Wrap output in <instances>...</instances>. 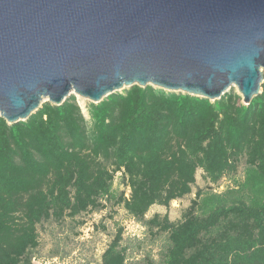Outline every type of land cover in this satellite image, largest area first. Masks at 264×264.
Listing matches in <instances>:
<instances>
[{"label":"trees","instance_id":"16d2710c","mask_svg":"<svg viewBox=\"0 0 264 264\" xmlns=\"http://www.w3.org/2000/svg\"><path fill=\"white\" fill-rule=\"evenodd\" d=\"M199 171L207 187L194 192ZM191 195L180 222L147 219ZM108 207L165 236L146 264H264V80L248 106L234 91L212 102L136 85L88 104V118L74 95L0 118V264H33L42 225ZM123 242L119 230L102 264H139Z\"/></svg>","mask_w":264,"mask_h":264},{"label":"water","instance_id":"95a60500","mask_svg":"<svg viewBox=\"0 0 264 264\" xmlns=\"http://www.w3.org/2000/svg\"><path fill=\"white\" fill-rule=\"evenodd\" d=\"M264 80V0H0V118L133 86L248 106Z\"/></svg>","mask_w":264,"mask_h":264},{"label":"rangeland","instance_id":"374dc122","mask_svg":"<svg viewBox=\"0 0 264 264\" xmlns=\"http://www.w3.org/2000/svg\"><path fill=\"white\" fill-rule=\"evenodd\" d=\"M230 91L241 97L236 87ZM76 98L88 118V104L91 102L77 96ZM241 102L243 103L242 97ZM243 167L240 168V175ZM206 187L203 172L199 171L194 192ZM114 190H124L120 179L116 181ZM193 199L194 195H191L173 202L169 209L155 206L147 214V219L155 214L168 215L172 223H178ZM131 220L124 209L108 207L103 212L85 214L77 222L67 221L63 225L45 223L40 228V247L33 264H102L101 257L119 230L123 231V247L128 249L129 263L146 264L147 260L158 263L166 242L165 236L149 233L142 224H133Z\"/></svg>","mask_w":264,"mask_h":264},{"label":"built area","instance_id":"2783aa9c","mask_svg":"<svg viewBox=\"0 0 264 264\" xmlns=\"http://www.w3.org/2000/svg\"><path fill=\"white\" fill-rule=\"evenodd\" d=\"M228 184V183H224V185L220 188V191H224L225 190V185ZM128 194H129V189L127 190V197H128ZM131 223L135 224L137 223L134 219L131 220Z\"/></svg>","mask_w":264,"mask_h":264}]
</instances>
